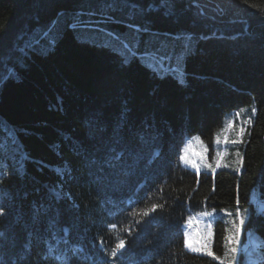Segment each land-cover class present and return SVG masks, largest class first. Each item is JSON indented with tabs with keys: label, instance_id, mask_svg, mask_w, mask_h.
Masks as SVG:
<instances>
[{
	"label": "trees",
	"instance_id": "16d2710c",
	"mask_svg": "<svg viewBox=\"0 0 264 264\" xmlns=\"http://www.w3.org/2000/svg\"><path fill=\"white\" fill-rule=\"evenodd\" d=\"M157 35L194 39L182 79ZM244 106L241 172L181 164ZM236 205L264 252V0H0V264H220L182 224Z\"/></svg>",
	"mask_w": 264,
	"mask_h": 264
},
{
	"label": "rangeland",
	"instance_id": "374dc122",
	"mask_svg": "<svg viewBox=\"0 0 264 264\" xmlns=\"http://www.w3.org/2000/svg\"><path fill=\"white\" fill-rule=\"evenodd\" d=\"M88 37L97 38L102 44L118 52H123L120 42H117L111 36L102 32L89 33ZM143 41L145 50H167L166 54L168 55L169 63L165 66L158 57L160 53H155L153 55L155 62H149L154 69L160 70L161 68H168L169 64H172V67H170L168 71L175 77L182 79L183 58L186 51L188 52L193 49V38L174 35H157L154 37L146 36L143 38ZM253 108L255 109L254 106L252 109ZM242 109L243 111H241ZM252 109L250 110L248 106H244L227 114L224 117L222 125L214 133L211 145L204 142L200 136L192 135L184 144L181 156H184L186 160L198 164L199 169L192 167L191 164H187L180 159L181 164L197 173L206 172L213 174L219 169H227L236 173L241 172L242 146L246 140L249 127L246 121L249 119L252 121L254 117ZM237 112H239V116L236 115ZM230 122L231 126H229ZM241 127H243L245 131L242 136H238ZM233 141L239 142L233 143ZM217 153L221 155L218 156ZM217 160L220 161L219 167L216 166ZM205 162L211 165V168L206 167ZM213 169H215V171H213ZM203 213H209L210 215H203ZM246 217L247 211L238 205L234 207H219L194 211L190 213L182 226L184 247L186 234L190 242L195 246H199L198 242L202 236L207 235L208 225L210 224L212 232L211 247L215 255L224 258V253L227 248H235L236 252L230 253L228 256V259L232 260V264H264V252L260 250V242L258 239L250 235H247V238L244 239V233H248L244 232L242 229ZM219 222H221L224 228V240L222 251L218 254L214 251L213 246L215 225ZM185 248L189 252L206 255L205 253L195 252L187 247ZM216 261L220 263L219 260Z\"/></svg>",
	"mask_w": 264,
	"mask_h": 264
},
{
	"label": "snow or ice",
	"instance_id": "6c2138e0",
	"mask_svg": "<svg viewBox=\"0 0 264 264\" xmlns=\"http://www.w3.org/2000/svg\"><path fill=\"white\" fill-rule=\"evenodd\" d=\"M241 111H243V109ZM252 112H253V115H255L256 109L253 108ZM236 115L239 116V112H237ZM246 123H248L250 125L252 123L251 119L246 121ZM229 126H231V122H230ZM244 131H245V129L243 127H241L240 130H239L238 136H242L244 134ZM236 142H239V141H233V143H236ZM217 155L219 156L221 154L217 153ZM180 159L183 160L187 164H191L192 167L199 169V165L198 164H196L193 161L186 160V158L184 156H181ZM205 166L211 168V165H208L206 162H205ZM216 166L217 167L220 166V161L219 160L216 161ZM213 171H215V169H213ZM158 207H162V206H160V205H152V207L150 209L144 210L142 212V215L147 216L149 214V212L155 211ZM0 214H2V213H0ZM203 215H210V214L209 213H203ZM211 237H212L211 225L209 224L208 225V233H207L206 236H202L200 238V240L198 242L199 246H195L192 242H190V240L187 239V234H186L185 247H187V248H189V249H191L192 251H195V252L205 253L206 255H208L210 257H213V259L219 260L220 264H232V260L228 259V256H229L230 253H235L236 249L235 248H227V250L224 253V258H221V257L215 255V253L212 250ZM124 246H125V242L123 240H120L116 244L115 248H113L111 250L110 255L113 256V257L117 256V253L122 248H124Z\"/></svg>",
	"mask_w": 264,
	"mask_h": 264
}]
</instances>
